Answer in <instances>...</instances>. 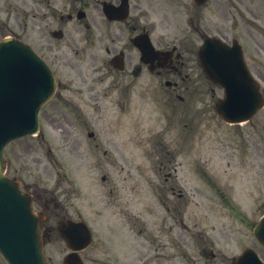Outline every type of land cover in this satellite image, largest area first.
<instances>
[{"label":"rangeland","instance_id":"rangeland-1","mask_svg":"<svg viewBox=\"0 0 264 264\" xmlns=\"http://www.w3.org/2000/svg\"><path fill=\"white\" fill-rule=\"evenodd\" d=\"M211 16L214 18L215 16H214V14H211ZM224 23H225V21L224 20H222ZM14 29L15 30H17V31H22V27L21 26H14ZM249 45V47H253V45L252 44H248ZM263 62H264V59H261ZM261 118V117H260ZM260 118H258V121H259V119ZM258 132H259V134H262L263 133V129L260 127V126H258V128L256 129ZM222 135H224V133H222ZM255 136H256V138H260V135H258V134H255ZM228 143H231L232 145H234V142L232 141V140H228L227 141ZM192 144L195 146V147H197V148H199L201 151H202V138H200V139H198V140H195V141H192ZM260 147V146H259ZM255 149H256V151L258 150V147H256L255 146ZM256 151H254V154L256 155ZM41 159H40V158ZM47 157L48 156H46L45 155V153H44V150L42 151L41 150V153H40V151L38 150V153H34V152H32V154H31V156H30V159H31V161H29V164L31 165V166H33V159H35V158H39L40 160V164L42 165V166H44V164L46 163V161H47ZM57 157H59V159H60V161H61V163H65V164H67V163H75V165H74V167L77 165L76 164V162H75V160L72 158V157H70V156H68V155H64V156H62V155H58ZM245 157L247 158V160H248V162L250 163L251 161H253L254 160V158H255V156L253 157L252 155H245ZM36 161V160H35ZM48 162H49V160H48ZM212 163H216L215 164V166H213L212 168H211V171H217V170H219L221 167L224 169L225 168V164H226V162H224V163H221V161H218V164L220 165V166H218L217 167V162H212ZM64 164V166H65V169L67 170V171H70L68 168H70L69 166H66ZM212 165V164H211ZM260 166H261V170L262 171H264V165H262V162H260ZM194 168H197V167H195L194 166ZM243 166L241 165V172H242V174H243V179H246L245 178V176H244V172H243ZM216 169V170H215ZM236 168L235 167H233V171L235 170ZM245 170H246V172H245V175H248V176H250L251 175V172L249 171V169H246L245 168ZM212 173V172H211ZM258 173L255 171L254 172V175H257ZM261 175V174H260ZM245 186H247V187H244L243 189H244V191L246 192H250V193H252L253 194V196L251 197L252 199H255L257 202H259L260 203V205H261V207H262V209H264V176H263V178H261V181H259V183H252L251 185H245ZM260 193V195H257V193Z\"/></svg>","mask_w":264,"mask_h":264}]
</instances>
